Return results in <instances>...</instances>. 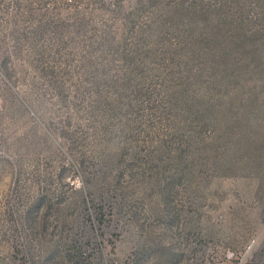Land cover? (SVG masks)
<instances>
[{
  "label": "rangeland",
  "instance_id": "1",
  "mask_svg": "<svg viewBox=\"0 0 264 264\" xmlns=\"http://www.w3.org/2000/svg\"><path fill=\"white\" fill-rule=\"evenodd\" d=\"M191 1L0 0V264H264L250 181L169 162Z\"/></svg>",
  "mask_w": 264,
  "mask_h": 264
},
{
  "label": "trees",
  "instance_id": "2",
  "mask_svg": "<svg viewBox=\"0 0 264 264\" xmlns=\"http://www.w3.org/2000/svg\"><path fill=\"white\" fill-rule=\"evenodd\" d=\"M212 1L181 4L166 19L180 34L183 54L175 55L174 72L160 78L158 105L186 134L169 162L183 176L210 169L245 178L251 185L245 195L264 210V0ZM252 4L256 26L243 20Z\"/></svg>",
  "mask_w": 264,
  "mask_h": 264
}]
</instances>
